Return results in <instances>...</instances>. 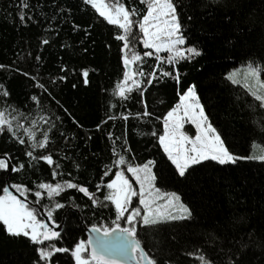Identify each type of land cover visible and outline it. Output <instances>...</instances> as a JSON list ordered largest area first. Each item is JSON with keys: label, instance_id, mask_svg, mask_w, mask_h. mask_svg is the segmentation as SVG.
Here are the masks:
<instances>
[{"label": "trees", "instance_id": "obj_1", "mask_svg": "<svg viewBox=\"0 0 264 264\" xmlns=\"http://www.w3.org/2000/svg\"><path fill=\"white\" fill-rule=\"evenodd\" d=\"M20 2L0 0V65L4 66L0 84L10 93L0 97V108L7 107L17 118L14 128L17 122L31 127L29 121L36 120L38 134L49 130L50 143L35 149L33 156L51 155L60 168L29 158L26 152L32 150L31 142L25 137L26 143L21 145L6 131L0 134V154H7L13 167L25 165L8 180L27 189L24 196L46 214L56 202L65 205L54 212L55 223L61 224L57 246L73 249L79 241H86L84 226H97L101 231L115 227L116 213L111 205L94 207L76 189L50 199L38 184L55 186L70 181L102 200L108 191L103 185L119 168L127 167L114 163L122 155L132 166L152 161L155 185L177 192L192 213L187 220L146 227L138 224V238L158 264H200V255L214 264H228L230 259L233 264H264V161L241 159L223 166L205 161L180 177L159 142L163 118L195 85L205 113L228 151L239 157H258L252 150L255 143L264 147V109L226 77L232 68L264 64V0H175L187 38L185 46L196 47L201 55L176 65L179 83L157 72L158 79L151 86L147 76L136 73L137 64L125 68L127 50L124 41L116 39L123 30L109 24L83 0H28L24 23L19 19ZM124 3L138 10L133 17L137 21L146 13L141 0ZM133 32L131 47L143 57L152 50L142 45L138 25ZM152 52V57H143L146 73L158 64V54ZM161 67L173 70L166 63ZM126 70L142 83L139 91L122 100L114 94L116 85L123 84L125 90L134 87L131 80H124ZM261 75L264 78V71ZM31 77L47 91L36 87ZM33 95L40 98L39 105L31 100ZM145 111L150 115H144ZM42 117L51 123L45 124ZM53 170L58 173L55 178ZM6 177L0 170V195ZM97 185L102 186L100 191ZM37 191L41 192L38 203ZM37 247L42 246L27 237L7 234L0 224V264H43ZM53 264H74V259L58 253Z\"/></svg>", "mask_w": 264, "mask_h": 264}, {"label": "snow or ice", "instance_id": "obj_2", "mask_svg": "<svg viewBox=\"0 0 264 264\" xmlns=\"http://www.w3.org/2000/svg\"><path fill=\"white\" fill-rule=\"evenodd\" d=\"M83 2L94 8L99 16L103 17L109 24L116 25L123 30V34L118 35L116 39L124 41L123 47L127 50L123 60L125 68L128 69L130 65L137 64L136 73L142 77L147 76L146 83L149 86L158 79L157 72L163 77H174L179 83L180 74L176 65L201 55V52L196 47H185L187 38L183 34V26L180 23L175 0H141L146 5V13L139 21L133 19L139 14L138 10L127 8L124 0H83ZM211 2L215 3L216 0H211ZM20 7L19 19L24 23L25 12L23 9L29 7L28 0H21ZM137 25L142 33V43L145 49H154L155 53H168L165 58L159 55L155 56L158 64L150 73H146L143 70V57H152L153 52L145 51L142 57L133 51L131 47V42L135 37L133 28ZM43 43L47 44L48 41L44 40ZM129 53H131L130 56ZM36 59L39 60L40 57L37 56ZM165 63L172 66L173 70H163L161 65ZM3 67L0 65V68ZM262 71L264 69L249 64L244 73V82L236 78L239 75V70L229 73L226 78L234 85H241L248 95L259 102V107L264 109V94L258 92V89H264V81L260 79ZM83 75L87 77L88 72H83ZM249 77L253 78L252 84L247 82ZM31 78L36 80V87L43 89L45 92L47 91L36 77ZM61 79H64V77H61ZM124 80H131L134 87H129L125 90L124 85L118 83L114 94L122 100H127L130 98L129 94L134 90H140L142 82L133 80L130 71L127 70L124 72ZM9 95L10 93L4 85L0 84V97L6 98ZM31 100L39 105L40 98L38 96L33 95ZM180 101L178 105L167 113L165 133L159 137L160 144L180 177H185L194 165H199L205 161H214L221 166L234 165L241 159H260L264 161V156L254 157L250 155L249 157H239L228 151L220 134L209 121L196 93L195 85L190 86L181 95ZM144 115L150 114L145 111ZM20 118H24L23 113H20ZM109 118L111 119L112 117ZM16 119L12 115V111H9L7 107L0 108V134L5 131L10 133L12 138L16 139L21 145L26 143V137L27 141L31 142L29 146L32 150L26 152L29 158L43 160L50 167L54 165L55 169H59L60 164L51 155L33 156L35 149L46 148L50 143L49 130H44L38 134L36 131L38 121L36 120L29 121L31 127H25L23 123L17 122L14 128L13 120ZM41 119L45 124L51 123L48 118L42 117ZM124 119H127V117H124ZM185 123L195 125L197 134L194 138L182 131ZM21 130L22 133L18 135ZM109 138L111 139V135ZM10 162L7 154L0 157V170H8ZM114 163L117 166L127 165L126 171L134 177L139 185V191L133 188V185L125 176L124 170L116 171L114 179L103 185L108 191L103 195L102 200L96 199L95 194L90 193L86 187L70 181H66L63 184L57 183L55 186L49 183L38 184L39 189L47 191V196L50 199L54 196H59L65 190L76 189L92 200L94 207L113 206L116 213L113 221L115 227H104L102 237L96 236L87 241L81 240L74 245L73 249L58 247L55 241L61 238V233L49 228L48 223L39 220L37 212L25 201L13 195L8 187H4L3 195H0V224L4 226L7 234L15 237H27L33 244L42 246L37 247V254L39 261H42L43 264H53V257L58 253L70 254L74 259V264H122V261L116 259L117 256L132 258L135 264H158V261L149 255L138 238V224L146 227L167 221L187 220L192 215L191 210L182 202L179 194L175 192L161 193V190L155 186L156 177L152 173V161L142 166H132L127 164L125 157L121 155ZM24 167L25 165L20 163L11 170L19 172ZM109 174L110 170L104 173L105 176ZM52 175L55 178L58 173L53 170ZM11 187L15 188L21 195H24L25 191H27L20 185H12ZM101 187V185H97V191H100ZM35 196L38 203L41 198V192L37 191ZM134 197H138L141 207H132ZM161 200L164 201L163 204L158 203ZM63 207L65 205L56 202L54 207L49 208L47 211L48 220L52 221L56 228L59 225L55 224L54 212ZM130 208L131 211H129ZM120 221L129 225V227H121ZM91 232L101 233V228L92 226ZM89 246H91L90 249ZM241 247L247 246L242 245ZM197 259L200 264H214L211 259L206 258L204 255L198 256ZM228 264H233L231 259Z\"/></svg>", "mask_w": 264, "mask_h": 264}, {"label": "rangeland", "instance_id": "obj_3", "mask_svg": "<svg viewBox=\"0 0 264 264\" xmlns=\"http://www.w3.org/2000/svg\"><path fill=\"white\" fill-rule=\"evenodd\" d=\"M142 34V33H141ZM141 41H142V38H141ZM142 45H143V43H142ZM186 47V46H185ZM150 50H152V51H154V49H150ZM155 52V51H154ZM156 54H158V55H160V56H163V55H165V56H167L168 55V53H166V52H160V53H156ZM248 65L249 64H247V65H243V66H239V67H235V68H232L228 73H227V76H228V74L229 73H232L233 71H236V70H239V75L236 77L237 79H239V80H241L242 82H244V73H245V70L247 69V67H248ZM254 67H258V68H261V69H264V64H263V66H261V65H253ZM260 79L262 80V81H264V78L262 77V75L260 74ZM247 82L249 83V84H252L253 83V78H251V77H249L248 78V80H247ZM192 86V85H191ZM186 92V91H185ZM184 92V93H185ZM258 92L260 93V94H264V89H258ZM183 93V94H184ZM197 93V92H196ZM182 94V95H183ZM198 95V94H197ZM181 97V96H180ZM200 100V99H199ZM181 101H180V99H179V102L176 104V105H178L179 103H180ZM200 103H201V101H200ZM202 104V103H201ZM175 105V106H176ZM174 106V107H175ZM173 107V108H174ZM172 108V109H173ZM171 109V110H172ZM166 117H167V114L165 115V117L163 118V134L162 135H164V133H165V120H166ZM210 121V120H209ZM213 126V125H212ZM214 127V126H213ZM215 128V127H214ZM216 129V128H215ZM217 130V129H216ZM182 131H184L187 135H189L190 137H195L196 136V134H197V129H196V127H195V125L194 124H191V123H185L184 124V127H183V129H182ZM218 132V131H217ZM225 145V144H224ZM160 146H161V148H162V150L164 151V149H163V146L160 144ZM226 147V146H225ZM165 152V151H164ZM252 152H253V154H255V155H257L258 157L259 156H264V147H261L259 144H257V143H255L254 145H253V150H252ZM166 154V156L168 157V155H167V153H165ZM169 159V158H168ZM150 161V160H149ZM149 161H147V162H149ZM146 162V163H147ZM172 163V162H171ZM145 164V163H144ZM144 164H141V165H137V166H142V165H144ZM175 167V166H174ZM120 170H124L125 171V176L129 179V181H130V183L133 185V188L135 189V190H137V191H139V185L137 184V182L135 181V179H134V177L132 176V174L131 173H128L127 171H126V167L125 168H119V170L118 171H120ZM152 173L155 175V173H154V169H153V164H152ZM142 175V174H141ZM114 179V178H113ZM156 186V185H155ZM157 187V186H156ZM158 188V187H157ZM160 189V188H159ZM161 190V193H165V192H167V193H171V192H175V191H165V190H163V189H160ZM175 193H177V192H175ZM178 194V193H177ZM3 195V194H2ZM183 202V201H182ZM158 203H160V204H163L164 203V201H158ZM184 203V202H183ZM30 207H32L34 210H35V207L34 206H30ZM132 207H141V205H139V202H138V197H134L133 198V204H132ZM36 211V210H35ZM129 211H131V208L129 209ZM126 215H127V213H126ZM39 220H41L39 217H37ZM42 221V220H41ZM120 224L122 223L123 225H125V227H129V225H127V224H125L123 221H120L119 222Z\"/></svg>", "mask_w": 264, "mask_h": 264}, {"label": "water", "instance_id": "obj_4", "mask_svg": "<svg viewBox=\"0 0 264 264\" xmlns=\"http://www.w3.org/2000/svg\"><path fill=\"white\" fill-rule=\"evenodd\" d=\"M3 156H5V154H0V157H3ZM7 157H8V155H7ZM12 168H13V165L10 162L8 170H6V171L4 170L6 172V174H7L4 187H8L9 191L12 192L13 195L17 196L18 199L25 201L27 204H29V206L36 207L38 209L39 213H40V216L42 217V221L45 222V223H48L49 224V228L60 232V230H61V224L60 223L59 224L55 223V224L59 225V227L56 228L54 226L53 222L48 220L47 215H46L45 211L43 210V208L39 207L38 204L33 203L31 200L27 199L24 195H21L20 192H18L15 188L11 187L12 184L8 180V176H10L13 173V171L11 170ZM91 228H92V226H89V227L88 226H84L83 227V231H84V234H85V237H86V241L88 239H90V238H95L96 236H101L102 237V231H101V233H93V232H91ZM90 248H91V246H89V249ZM116 259L122 261V264H135V262H134V260L132 258H124V257L117 256Z\"/></svg>", "mask_w": 264, "mask_h": 264}, {"label": "flooded vegetation", "instance_id": "obj_5", "mask_svg": "<svg viewBox=\"0 0 264 264\" xmlns=\"http://www.w3.org/2000/svg\"><path fill=\"white\" fill-rule=\"evenodd\" d=\"M61 231V230H60Z\"/></svg>", "mask_w": 264, "mask_h": 264}]
</instances>
